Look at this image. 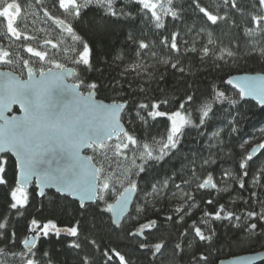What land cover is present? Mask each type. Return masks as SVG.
Listing matches in <instances>:
<instances>
[{
  "label": "trees",
  "instance_id": "1",
  "mask_svg": "<svg viewBox=\"0 0 264 264\" xmlns=\"http://www.w3.org/2000/svg\"><path fill=\"white\" fill-rule=\"evenodd\" d=\"M200 3L214 10L222 0H200ZM60 5L63 9L75 6L74 0H60ZM42 7L47 8L51 16L46 15ZM176 7L182 10L184 18L175 22L177 27L186 31L185 27L193 22H197L199 27V14L192 0H178ZM241 9L244 10L243 15ZM220 11H225V8L222 6ZM227 11L238 23L243 20L251 26L247 13L256 9L253 0H236L235 8L232 7V0H229ZM105 18L103 10L93 6L86 9L75 22L76 34L87 40L96 53L89 66L87 53L69 46V29L61 32V28L57 27L59 23L67 26L66 23L71 22V17L65 18L63 10L58 9V0H45L43 6L37 0H0V49L12 51L15 59L14 64L0 66V69L9 70L24 79L28 69L37 73L65 66L74 70L72 81L83 92L94 91L97 98L103 101L128 104L122 116L126 134L101 149L92 148L87 155L99 169L101 188L98 197L107 194V199L113 203L122 192L133 188L136 195L131 209L120 228L114 230L109 216L98 210L99 203L90 205L81 213L77 203L53 192H47L38 199L31 185L25 191L24 203L20 205L21 214L0 219V223L6 222L5 232L15 228L17 245H10L5 239L0 241V247L7 245L6 252H19L22 247L20 241L27 238L31 226L36 227L30 221L36 219L38 226L45 223L42 228L44 232L39 229L37 237V243L41 246L38 255L40 264H48L49 257L51 264H79L81 258L68 246L73 238L63 233L57 237L55 227L49 221L63 228L69 226L72 220H80L81 254L91 256L92 264H153L150 254L138 250L139 244L152 240L167 241L162 256L156 259L155 264H165L170 259L171 264H218L234 256L264 250V145L254 157H251L248 148L243 147L245 142L256 138L257 130L264 125V108L241 100L234 90L224 84L233 75L264 74V57L245 54L243 48L234 49L236 55L223 60L210 57L201 62L198 57L190 55L185 58V64L191 61L194 74L180 77L169 71L161 80L163 65L149 56L135 57L132 47L126 43L130 31L137 36L144 34L149 40L159 39L148 18L142 13L136 14L134 21L109 24L106 31L99 32L96 25ZM261 23L264 24V20ZM168 30H172L171 21ZM5 33L20 39L14 41ZM24 35L36 39L24 41ZM192 35H195V30ZM188 38L191 39V36ZM231 39H240L236 30L224 38V43L227 45ZM22 45L30 47L24 49ZM158 51L163 56L166 50ZM117 52L125 54V59L115 61ZM137 60L143 67L129 69ZM92 81L99 84V89L92 87ZM140 87L144 88L143 92L139 91ZM213 87L225 92L223 103H216L213 99ZM188 94L195 96L193 103L185 108L191 115L192 126L184 128L176 138L178 145L175 149L169 146L162 152L161 148L167 143V136L171 132V124L154 123L145 109L137 108V104L144 101L150 105L156 97L166 98L169 100L166 111L173 112L178 110L176 100ZM211 100L215 115L201 125L199 109ZM13 112H17V109ZM138 112L145 116V121H141ZM156 115L157 112L153 110L152 116ZM149 156L164 158L149 159ZM141 167L148 172L145 179H139ZM0 170L2 210L7 206L9 192L13 200L16 190V168L11 157H0ZM165 179L169 181L167 188L152 193V185L160 188ZM207 183L211 184L209 189L205 187ZM241 183L245 187L241 188ZM136 184L138 189L133 187ZM207 200H212L213 205L223 203L234 216L223 221H214L205 216L203 219L211 222L201 223L199 217L208 208ZM189 212L192 216H189ZM168 214L174 217L172 221L164 219ZM179 217H183V221L175 222ZM195 217L196 223L192 225ZM153 219H158L159 232L150 235L147 241L127 235L132 229L140 232L155 228L156 225L151 223ZM237 224L239 227L234 226ZM252 224L257 227L251 228ZM195 228L202 231L197 233ZM185 231L186 236L182 235ZM46 232L50 234L44 237ZM209 235L212 237L210 243L201 239ZM88 240H94L99 246L98 250L94 245L90 246ZM175 244L182 245V256L173 247ZM199 252L204 253L206 261L198 258ZM106 256L108 259H104ZM194 257L197 258L193 260ZM0 264H23V258L0 256Z\"/></svg>",
  "mask_w": 264,
  "mask_h": 264
},
{
  "label": "snow or ice",
  "instance_id": "2",
  "mask_svg": "<svg viewBox=\"0 0 264 264\" xmlns=\"http://www.w3.org/2000/svg\"><path fill=\"white\" fill-rule=\"evenodd\" d=\"M42 6L45 3V0H37ZM55 2V0H54ZM193 5L195 6L198 15V20L201 22L199 27H197V22H193L191 25L185 27L186 31H182L181 28L177 27L175 22L183 21L182 10L177 8L178 0H74V7L69 9H63L60 5V0H58V9L63 10L65 14V18L71 17V22L66 23L68 26V39L71 40L69 44L70 47H76L82 52H86L88 56V65L91 66L96 53L93 47H90V44L87 40H85L82 36L77 35L74 31L75 22L84 14L86 9H89L93 6L98 7L103 10L105 14V19L101 20L97 23L96 29L99 32H104L108 29L109 24H117L120 21H134L136 19V14H143L149 20L152 25V28L158 33V40H149L146 35L141 34L137 36L135 32H129L126 36L127 45L131 46L133 49V55L137 58H143L144 56L152 57L157 63L163 65L164 71L161 74V80H163L171 71L173 74H178L180 77H185L192 73V64L189 61L185 64V58H188L190 55L196 56L199 58L201 62L207 61L210 57L216 60H223L225 57L232 58L236 55L235 50H239L243 48L245 54L264 57V24L261 23L264 20V0H253V7L256 9L255 12L247 13V17L251 21V26L249 24L244 23L241 20L240 23L237 22L236 19L229 16L227 11V5L229 0H222V3H217L215 9L212 10L209 6H205L200 3V0H192ZM225 8V11L221 12V7ZM232 7H236V0H232ZM42 10L46 15L51 16V13L47 8L42 7ZM240 13L243 15L244 10L241 9ZM172 22V30H168V23ZM226 25V28H225ZM59 27V26H57ZM19 29V27H18ZM195 30V35H192ZM232 30H236L240 39H231L230 42L226 45L224 43V38L229 37ZM63 32V29L60 30ZM5 36L13 39L14 41L19 40L18 36H10L5 33ZM191 36V39L188 37ZM31 39H36L34 36L24 35V41H28ZM62 43H66L65 41H61ZM24 49H27L30 46L22 45ZM158 50H166L164 51L163 56L160 55ZM0 55L3 56V59L0 60V66L12 65L15 63V59L13 56V52L10 50L0 49ZM16 55H20L17 53ZM125 59V54L117 52L114 60L122 61ZM27 63V61H25ZM143 67V64L137 60L134 62L129 69H138ZM3 75V73H0ZM227 84H231V80L226 81ZM92 87L95 89H99V84L95 81H92ZM140 92L144 91L143 87H140ZM212 97L216 103H223L226 98V94L223 91L218 90L216 87L212 88ZM174 99V97H173ZM195 99L194 94H188L187 96L176 100L178 105V110L175 109L173 112L166 111L169 106V100L166 98L156 97L152 100L151 104L144 101H140L137 104L138 109H145L147 116L151 118L154 123H163L165 126H168L171 122V118L173 115H176L179 123L174 124L171 127V132L167 136V143L163 145L161 151L163 152L164 148L172 147L175 149L178 145L177 137L181 135L184 128L192 126V118L190 113L185 111L187 105L193 103ZM114 107H116L114 105ZM118 107L120 109H127L128 104L126 102H121ZM155 110L157 112L156 116H152V111ZM200 119L199 123L201 125L205 124L206 119H211L212 116L215 115V107L211 100V102H206L199 109ZM141 121H145V116L137 113ZM210 127V125H209ZM163 156L160 157H152L149 156V159H163ZM241 168L243 165L240 166ZM245 176L248 174L245 172ZM148 176V172L141 167L139 172V179H145ZM7 183V181H6ZM169 181L165 179L162 182V187L158 188L157 185H152L151 191L152 193H158L159 191H163L167 188ZM134 188L138 189V184L133 185ZM240 187L243 188L245 185L243 183L240 184ZM58 194L64 195L65 193L59 192L56 190ZM35 195H40V190H35ZM9 200L7 206L3 207L0 210V219L7 216L11 218L13 215L21 214V207L18 206L12 199L11 193L9 192ZM73 198H76L73 196ZM30 201V200H29ZM92 204H100V208L98 209L100 212L109 216L111 220V224L114 230L120 228L123 220L117 221L113 219V203L109 202L107 199V194L103 196H99L98 199H88ZM29 203V202H28ZM206 204L208 208L204 210L203 216H200L199 219L201 223H210L211 221H205L203 217H211L214 221H223L230 220L234 213L229 212L225 209L224 204H216L213 205L212 200H207ZM78 206L79 211L83 213L90 205L86 204L85 201H82L78 198ZM179 211V210H176ZM159 212V209H157ZM189 216H192V213H188ZM255 215V214H253ZM165 220L172 221L174 217L170 214L164 216ZM196 217L192 219V225L196 223ZM238 220L239 217H236ZM183 221V217H179L175 219ZM31 225L35 224L36 227H32L31 231L36 233L39 229H42L44 224L37 225V220L32 219L30 221ZM48 223L54 225L55 227V235L59 237L62 233L67 235L68 237L73 238L69 241L68 246L77 252V255L80 256L79 264H92V257L88 254H81L82 245L80 243V234H81V221L80 220H72L69 226L60 228L56 223L49 221ZM145 223V227L147 226ZM152 224H155V228H151L148 231H140L137 232L135 230H130L128 232V236H138V238L142 241H147L148 237L152 234L159 232V223L158 219H153L151 221ZM239 227V225H234ZM7 225L5 223H0V241L7 239L8 244L17 245V241L15 239L16 230L14 227L11 228L10 231L5 232ZM257 225L252 224L251 228L255 229ZM197 233L201 232V228H195ZM50 233H45L44 237H47ZM182 235H187L185 231ZM87 239V238H86ZM202 240H207V242H211V235L207 237H201ZM28 239H23L20 241L22 245L19 252L17 251H7V245L4 247H0V256L7 255L10 258H23V264H40V260L38 259V255L41 253V246L37 243L32 244L29 247ZM88 244L90 246L94 245L95 250H98V245L94 240H88ZM167 245L166 240H152L148 243H141L138 246V250H142L150 254L152 259L150 261L155 264V261L158 257L162 256V253L165 250ZM182 256L183 247L181 244H175L173 246ZM108 253V252H106ZM44 255H48V253H44ZM197 257H194L195 260ZM198 258L200 260H207V257L203 252L198 253ZM104 259H108L106 256ZM48 264H51V258L49 257ZM165 264H171V259Z\"/></svg>",
  "mask_w": 264,
  "mask_h": 264
},
{
  "label": "water",
  "instance_id": "3",
  "mask_svg": "<svg viewBox=\"0 0 264 264\" xmlns=\"http://www.w3.org/2000/svg\"><path fill=\"white\" fill-rule=\"evenodd\" d=\"M64 31L68 27L58 24ZM0 157L8 155L16 168L15 186L27 191L31 185L45 193L53 192L78 204V198L98 199L99 169L86 154L101 149L126 134L121 102H106L94 91L83 92L74 83V70L65 66L28 69L24 79L0 69ZM227 80H231L229 85ZM225 86L241 100L264 108V74H238ZM114 105L116 107H114ZM17 109V112H13ZM261 145L250 150L257 155ZM210 183L205 185L209 189ZM65 193L64 195L58 194ZM136 192L128 188L113 202V219L123 220L129 213ZM75 196L76 198H73ZM33 226H31L32 228ZM31 228L29 247L37 241ZM218 264H264V250L231 257Z\"/></svg>",
  "mask_w": 264,
  "mask_h": 264
},
{
  "label": "rangeland",
  "instance_id": "4",
  "mask_svg": "<svg viewBox=\"0 0 264 264\" xmlns=\"http://www.w3.org/2000/svg\"><path fill=\"white\" fill-rule=\"evenodd\" d=\"M68 1V0H65V2ZM6 15L8 16V13H6ZM179 123V121L177 120V117L176 115H173L172 118H171V127L174 125V124H177ZM264 145V125L257 130V136L256 138L252 139V140H249L247 142L244 143L243 147L244 148H248L249 151L255 147L256 145ZM262 167L264 168V163L262 165ZM0 174H1V170H0ZM13 201L18 205H22L25 201V191L21 190V189H16L13 193ZM40 232H44V229H41ZM33 233V232H32ZM39 232L37 231L36 233H33L34 236L38 237L39 236Z\"/></svg>",
  "mask_w": 264,
  "mask_h": 264
}]
</instances>
